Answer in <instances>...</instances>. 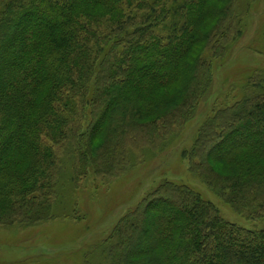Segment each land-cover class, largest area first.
<instances>
[{
	"label": "trees",
	"instance_id": "trees-1",
	"mask_svg": "<svg viewBox=\"0 0 264 264\" xmlns=\"http://www.w3.org/2000/svg\"><path fill=\"white\" fill-rule=\"evenodd\" d=\"M254 2L255 0H248ZM239 0H7L0 11V226L53 218L61 157L77 188L121 174L194 115L243 35ZM216 112L193 169L237 213L264 220V70ZM110 264H264V230L225 221L166 182L107 240Z\"/></svg>",
	"mask_w": 264,
	"mask_h": 264
},
{
	"label": "rangeland",
	"instance_id": "rangeland-1",
	"mask_svg": "<svg viewBox=\"0 0 264 264\" xmlns=\"http://www.w3.org/2000/svg\"><path fill=\"white\" fill-rule=\"evenodd\" d=\"M7 0H0V11ZM243 35L223 59L212 52L213 80L193 117L164 134L155 146L131 145L125 170L113 179L92 171L77 188L73 161L61 157L58 198L53 218L33 226H0V264H110L107 240L119 222L166 182L187 186L214 204L221 217L250 231L264 230V220H249L193 169L191 152L199 132L216 112L242 99L243 86L264 70V0H239Z\"/></svg>",
	"mask_w": 264,
	"mask_h": 264
}]
</instances>
